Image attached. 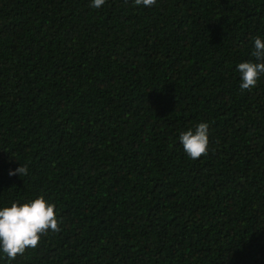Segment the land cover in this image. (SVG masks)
Here are the masks:
<instances>
[{
	"label": "trees",
	"instance_id": "1",
	"mask_svg": "<svg viewBox=\"0 0 264 264\" xmlns=\"http://www.w3.org/2000/svg\"><path fill=\"white\" fill-rule=\"evenodd\" d=\"M257 37L264 0H0V209L43 195L60 224L0 264H264Z\"/></svg>",
	"mask_w": 264,
	"mask_h": 264
},
{
	"label": "clouds",
	"instance_id": "2",
	"mask_svg": "<svg viewBox=\"0 0 264 264\" xmlns=\"http://www.w3.org/2000/svg\"><path fill=\"white\" fill-rule=\"evenodd\" d=\"M105 0H92V7L99 8ZM136 5L150 7L156 0H135ZM252 55L259 62H242L238 65L241 73L242 89H250L257 85L259 78L264 75V40L255 39ZM180 143L188 156L195 160L207 154L209 149V125L201 122L195 130L188 129L180 134ZM19 174L22 177L28 174L27 165H20L10 170L9 175ZM56 205L50 204L43 195L34 200L19 203L0 209V247L7 254L9 260L17 255H23L28 248H36L42 235L49 230L60 231V224L55 211Z\"/></svg>",
	"mask_w": 264,
	"mask_h": 264
}]
</instances>
